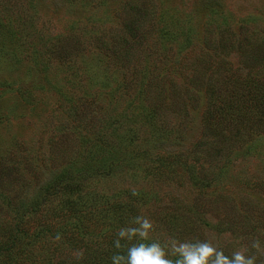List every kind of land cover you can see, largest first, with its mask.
Masks as SVG:
<instances>
[{
	"label": "rangeland",
	"instance_id": "rangeland-1",
	"mask_svg": "<svg viewBox=\"0 0 264 264\" xmlns=\"http://www.w3.org/2000/svg\"><path fill=\"white\" fill-rule=\"evenodd\" d=\"M137 215L264 264V0H0V264Z\"/></svg>",
	"mask_w": 264,
	"mask_h": 264
},
{
	"label": "clouds",
	"instance_id": "clouds-1",
	"mask_svg": "<svg viewBox=\"0 0 264 264\" xmlns=\"http://www.w3.org/2000/svg\"><path fill=\"white\" fill-rule=\"evenodd\" d=\"M131 225L118 229L113 246L119 250L125 248L122 240L136 242L127 245L126 254H113L110 257L111 264H256L255 256L246 255L242 251H233L226 255L222 249L207 240H153L151 233L154 231V224L142 215L133 217ZM56 239H59V235ZM251 247L259 251L260 242L253 240ZM74 255L79 259L82 253Z\"/></svg>",
	"mask_w": 264,
	"mask_h": 264
},
{
	"label": "trees",
	"instance_id": "trees-1",
	"mask_svg": "<svg viewBox=\"0 0 264 264\" xmlns=\"http://www.w3.org/2000/svg\"><path fill=\"white\" fill-rule=\"evenodd\" d=\"M32 206H31V208H30V210L32 209V208H35L34 206L36 205L35 203H30ZM33 218H34V215L32 216ZM48 226H44L43 228H47ZM24 236H28V235H21L20 237H19V243H20V238H24ZM37 236H35L34 238H36ZM135 242V241H134ZM133 241L132 242H128L126 245H125V248L121 251V253L120 254H126V247H127V245L128 244H130V243H134ZM13 250H11V252H12ZM11 252L9 253V254H11Z\"/></svg>",
	"mask_w": 264,
	"mask_h": 264
}]
</instances>
